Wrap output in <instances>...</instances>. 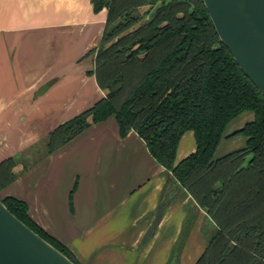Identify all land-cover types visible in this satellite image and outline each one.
I'll use <instances>...</instances> for the list:
<instances>
[{
	"label": "crops",
	"instance_id": "1",
	"mask_svg": "<svg viewBox=\"0 0 264 264\" xmlns=\"http://www.w3.org/2000/svg\"><path fill=\"white\" fill-rule=\"evenodd\" d=\"M104 17L90 0H24V36H0V162L10 158L0 177L11 176L0 198L22 200L76 264H193L210 217L135 130L120 134L108 115L46 149L53 128L106 92L87 54ZM249 119L227 122L217 145L229 142L216 156L244 145L243 135L226 134ZM194 146L183 131L175 161Z\"/></svg>",
	"mask_w": 264,
	"mask_h": 264
},
{
	"label": "trees",
	"instance_id": "2",
	"mask_svg": "<svg viewBox=\"0 0 264 264\" xmlns=\"http://www.w3.org/2000/svg\"><path fill=\"white\" fill-rule=\"evenodd\" d=\"M156 1L159 6L146 18ZM90 3L93 12L105 8L92 73L106 92L53 128L46 149L113 115L119 133L135 130L213 221L193 264H264V98L219 41L202 0ZM142 5L147 8L140 11ZM245 110L252 117L226 134L243 135L244 145L213 156L227 122ZM187 129L193 133L194 150L175 161L177 141ZM10 178L9 173L0 177V187ZM0 200L75 263L65 246L28 217L22 200Z\"/></svg>",
	"mask_w": 264,
	"mask_h": 264
},
{
	"label": "water",
	"instance_id": "3",
	"mask_svg": "<svg viewBox=\"0 0 264 264\" xmlns=\"http://www.w3.org/2000/svg\"><path fill=\"white\" fill-rule=\"evenodd\" d=\"M219 41L264 98V0H202ZM156 1L146 14L159 6ZM0 264H75L0 200Z\"/></svg>",
	"mask_w": 264,
	"mask_h": 264
},
{
	"label": "rangeland",
	"instance_id": "4",
	"mask_svg": "<svg viewBox=\"0 0 264 264\" xmlns=\"http://www.w3.org/2000/svg\"><path fill=\"white\" fill-rule=\"evenodd\" d=\"M146 8L147 5H142L139 7V10L143 11ZM0 36H7L9 40H13V42H16L24 36V0H0ZM96 46L97 44L93 47L94 50L92 53H88L92 56V58ZM251 116L252 112L245 110L234 116L230 122L232 124L241 120L243 121V119H249ZM228 142L229 141L222 139L219 145L216 146L213 156H216L221 151H224ZM236 142L234 143L235 146L238 145V142ZM203 227L205 233L204 235L207 241L208 236L214 229V224L210 218L209 220L207 218L204 220Z\"/></svg>",
	"mask_w": 264,
	"mask_h": 264
}]
</instances>
